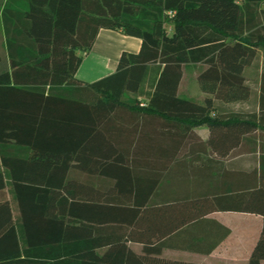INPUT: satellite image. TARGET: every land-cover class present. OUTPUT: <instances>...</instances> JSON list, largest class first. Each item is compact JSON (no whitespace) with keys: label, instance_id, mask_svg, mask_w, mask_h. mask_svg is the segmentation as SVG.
<instances>
[{"label":"trees","instance_id":"obj_1","mask_svg":"<svg viewBox=\"0 0 264 264\" xmlns=\"http://www.w3.org/2000/svg\"><path fill=\"white\" fill-rule=\"evenodd\" d=\"M0 15L11 65L0 70V264H193L161 257L165 238L214 212L264 215V157L247 177L214 159L232 148L216 133L264 127V73L259 114L212 115L253 94L243 73L264 47V0H7ZM101 28L141 48L81 81ZM190 74L203 103L182 94ZM73 168L94 180L71 179ZM263 260L264 225L250 264Z\"/></svg>","mask_w":264,"mask_h":264},{"label":"crops","instance_id":"obj_2","mask_svg":"<svg viewBox=\"0 0 264 264\" xmlns=\"http://www.w3.org/2000/svg\"><path fill=\"white\" fill-rule=\"evenodd\" d=\"M6 1L7 0H0V5L4 6ZM128 39V35L123 33L121 29L101 28L95 43L86 57H84L76 73L77 78L84 82H93L116 71L123 51L131 50V52H137L141 48V38L136 40ZM129 41H131V43ZM129 44H133L132 46L134 47ZM0 54V70H10V58L1 15ZM258 56L251 65H248L244 69L243 73L246 83L250 85L253 90L251 98L242 103H225L217 101V109L212 115L228 114L233 111L259 114L261 83L264 73L262 65L260 71L257 72V75H259L258 82L253 84L250 80V70L256 63ZM85 65L88 67L87 70H84ZM190 83L191 88H187V91H189L188 95H184L193 97L192 93L197 92L200 96V102L203 103L207 94L199 87L195 75ZM158 124L159 123H157L156 126V135L153 136V144H158L160 142L159 140H161L159 137L161 130ZM238 124L231 128L230 136L224 135L227 133V129H225L226 132L223 129L214 135L217 141H221L225 144H232V148L226 154L224 152H216L214 159L225 164L228 171L233 172L232 176L235 177L244 174V176L247 177L253 170L257 169L258 173L260 172V161L261 158L264 157V127L259 124V127L251 126V131L238 136L234 135V133H237L240 129H244L246 126L244 123ZM194 131L204 143L211 137V130L208 126L197 127ZM215 174L216 179L214 186L218 189L221 184L220 180L223 172H219V176L217 171H215ZM69 177L80 182H90L94 180L92 176L79 168H73ZM174 186V184L172 186L170 183L167 186L169 199L176 195V193H179V190ZM8 192L11 198L13 190L10 181L8 182ZM184 192H186L185 189L183 190V193ZM247 197L249 198V194ZM166 205L171 208L175 206L173 202H168ZM206 217L201 218V220H198L196 223L190 225L186 224L181 237L174 234H172L173 236H167L165 240L169 246L164 248L161 257L193 264H250L252 249L263 230L264 215L251 212H214ZM166 222L168 227L172 226L174 223L173 220L169 221L168 219ZM102 225H105V223ZM210 227H213V230L210 235H208ZM226 229H228L230 233L224 238L223 232ZM107 236L108 234L104 232L102 238L105 239ZM128 245L137 254H142L143 244L139 242H129ZM210 248L213 249L211 252H202ZM261 264H264V260Z\"/></svg>","mask_w":264,"mask_h":264},{"label":"rangeland","instance_id":"obj_3","mask_svg":"<svg viewBox=\"0 0 264 264\" xmlns=\"http://www.w3.org/2000/svg\"><path fill=\"white\" fill-rule=\"evenodd\" d=\"M128 38H129L128 40H136V39H139V37L131 36V35H128ZM129 42L131 43V41H129ZM129 45L132 46L133 44H129ZM132 47H134V46H132ZM88 53H89V50L86 51V52H84L83 53L84 57H86V55ZM261 65L263 66V69H264V47H261L260 48V53H259L258 59L256 60V63L252 66V69L250 70V76H251L250 80H251V82H253V84H256L258 82L257 80H258V76L259 75H257V72L260 71ZM87 68H88L87 65H85L84 66V70H87ZM255 69H256V73H255ZM193 77H194V74H190L184 80V84H183V88H182V94H187L188 95V92L189 91H187V88L188 87L191 88V83L190 82L193 79ZM192 94H193L192 96H193L194 99L200 100V96L197 94V92H193Z\"/></svg>","mask_w":264,"mask_h":264}]
</instances>
